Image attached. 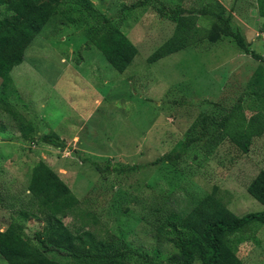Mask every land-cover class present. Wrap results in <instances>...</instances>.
<instances>
[{
  "label": "rangeland",
  "instance_id": "1",
  "mask_svg": "<svg viewBox=\"0 0 264 264\" xmlns=\"http://www.w3.org/2000/svg\"><path fill=\"white\" fill-rule=\"evenodd\" d=\"M93 1L138 52L125 70L114 68L86 36L88 15L65 1L63 7L82 17L70 22L53 13L25 48L23 60L12 67L10 86L3 89L0 78V229L16 217L30 239L43 230L28 191L32 168L43 160L78 198L74 213L60 215L64 224L75 229L85 221L86 228L111 245L122 239L148 252V260L141 258L139 264H168L177 237L193 235L182 217L204 194L214 191L238 216L263 209L247 186L264 169V133L243 151L222 127L230 104L240 95L247 115L259 107L247 92V82L264 62L240 51L227 36L214 42L204 37L147 59L174 27L158 6L180 1L199 6L206 0H148L134 7L130 4L136 0ZM220 1L233 13L249 45L264 55V16L257 0ZM209 28V20L199 16L192 32L205 35ZM5 103L30 121L34 131L56 126L70 147L112 169L100 173L69 148L22 138L20 119L4 109ZM205 126L200 135L208 136L189 146L175 165L150 163L180 151L186 135ZM225 240L246 264H264L263 223L251 222ZM47 254L67 261L56 252ZM0 264H7L1 256Z\"/></svg>",
  "mask_w": 264,
  "mask_h": 264
},
{
  "label": "trees",
  "instance_id": "2",
  "mask_svg": "<svg viewBox=\"0 0 264 264\" xmlns=\"http://www.w3.org/2000/svg\"><path fill=\"white\" fill-rule=\"evenodd\" d=\"M65 1L76 3L82 9L81 12L88 15L90 20L86 24V36L114 68L123 71L131 63L134 54L138 52L136 44L117 25L112 24L93 0H0L3 3V9L0 8V78L3 89L12 82V67L23 60L25 48L53 13H61L70 22H77L82 17L63 7L62 3ZM146 1L148 0H136L130 6L142 5ZM257 2L258 11L264 16V0ZM158 11L163 16L172 18L174 27L170 36L146 55L148 60L195 44L204 37L214 42L227 36L240 51L249 52L264 62V55L249 45V40L234 21L233 13L227 11L220 0H206L199 6H187L181 1L175 5L162 2ZM199 16L206 17L210 22L209 32L205 35L192 32ZM247 85L248 94L257 98L259 107L247 115L242 105L243 94L240 95L238 101L230 104L222 127L228 140L243 151H249L253 137L264 133V67L261 63L256 66ZM3 106L15 117H19L22 138L42 140L59 149L69 148L82 162L89 163L100 173L112 169L109 165L101 166L90 155L70 147L54 129L34 131L32 123L20 118L18 111L10 103ZM207 117L208 115H204L203 119ZM205 132L206 126L199 133L186 135L180 151L165 153L155 157L150 163L157 165L166 161L175 165L189 146L199 145L200 138L208 136L200 135ZM247 190L263 206L262 210L248 211L238 216L214 191L198 199L182 217V225L193 235L177 237L174 241L176 250L166 258V262L246 264L225 238L251 222L264 224V169L252 177ZM28 191L33 199L35 212L44 222L43 230L35 232L33 239H30L23 233V223L12 217L8 225L0 229V256L7 264H139L137 260L141 258L148 260L144 255L148 252L143 253L122 239L116 246L105 242L95 230L86 228L85 221H81L75 229L64 224L60 215L74 213L78 209V198L45 161L40 160L32 168ZM47 251L56 252L67 261L54 259Z\"/></svg>",
  "mask_w": 264,
  "mask_h": 264
},
{
  "label": "crops",
  "instance_id": "3",
  "mask_svg": "<svg viewBox=\"0 0 264 264\" xmlns=\"http://www.w3.org/2000/svg\"><path fill=\"white\" fill-rule=\"evenodd\" d=\"M260 14V13H259ZM261 15V14H260ZM240 26V25H239ZM241 28V27H240ZM245 35V34H244ZM246 37V36H245ZM246 39H248V38H246ZM84 108H85V106H84ZM85 113V112H84ZM67 128H70L71 129V126H68ZM54 130H56L57 131V133L59 134V135H66L64 132H59L58 131V129L56 128V126H54V128H53ZM37 132H39V130H37ZM62 138V137H61ZM64 139V138H63ZM65 140V139H64ZM70 145V144H69Z\"/></svg>",
  "mask_w": 264,
  "mask_h": 264
}]
</instances>
